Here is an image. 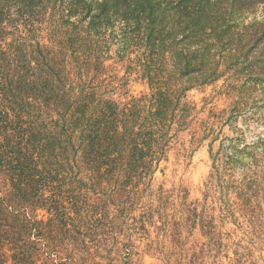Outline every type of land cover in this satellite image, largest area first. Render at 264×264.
I'll return each mask as SVG.
<instances>
[{"label": "trees", "instance_id": "16d2710c", "mask_svg": "<svg viewBox=\"0 0 264 264\" xmlns=\"http://www.w3.org/2000/svg\"><path fill=\"white\" fill-rule=\"evenodd\" d=\"M262 4L0 0V264H47L44 250L62 259L53 251L62 242L54 231L64 228L63 206L73 202L78 215L81 199L88 204L83 195H99L104 179L117 176L108 195L114 204L120 193L131 200L129 186L164 158L175 117L186 122L187 92L228 73L244 78V87L263 85L264 21L251 18ZM8 29L23 35L7 43ZM113 49L121 60L135 54L128 70L150 90L123 106L88 77ZM69 64H76V79ZM254 192L245 184L237 195L246 203ZM38 210L48 220L38 219ZM66 259L86 263L75 253Z\"/></svg>", "mask_w": 264, "mask_h": 264}, {"label": "rangeland", "instance_id": "374dc122", "mask_svg": "<svg viewBox=\"0 0 264 264\" xmlns=\"http://www.w3.org/2000/svg\"><path fill=\"white\" fill-rule=\"evenodd\" d=\"M252 17L264 21V4ZM7 31V43L23 35ZM102 57L99 73L88 77H96L106 99L123 106L149 94L147 82L128 70L135 54L121 60L113 49ZM69 65V78L76 79V64ZM242 79L228 73L186 93V122L175 117L164 158L152 174L149 166L141 169L143 178L129 186L131 200L122 193L115 204L108 198L117 176L104 179L99 195L85 193L88 204L81 199L78 215L67 200L64 228L54 231L62 242L53 252L62 259L44 250L43 263L68 264L75 253L86 262L79 264H264V84L244 87ZM245 184L255 190L246 203L237 195ZM35 215L48 220L43 210Z\"/></svg>", "mask_w": 264, "mask_h": 264}]
</instances>
